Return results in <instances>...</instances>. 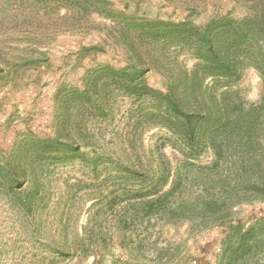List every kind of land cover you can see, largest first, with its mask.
<instances>
[{
  "label": "trees",
  "instance_id": "1",
  "mask_svg": "<svg viewBox=\"0 0 264 264\" xmlns=\"http://www.w3.org/2000/svg\"><path fill=\"white\" fill-rule=\"evenodd\" d=\"M164 1L189 16L209 0ZM235 1L246 7V16L213 17L198 26L184 19L147 20L117 9L110 0H0V62L10 58L22 61L25 70L43 67L47 62L40 49L44 43L58 34L78 35L93 29L106 31L126 57L121 68L101 63L88 69L81 88L61 86L55 92L53 137L24 136L8 153L0 150V198L29 221L45 215L59 165L79 162L90 169L93 181L103 177L105 212L114 231H88L75 236L71 245L53 244L51 263L66 259L72 250L88 257L98 242L106 243L113 235L123 234L122 243L131 241L128 233L141 234L139 228L146 220L170 218L187 205L201 207L203 213L212 206L218 210L223 206L226 213L231 209L233 204H221L216 196L202 201L196 197L176 208L172 204L184 193L187 172L204 149L213 152L209 168L215 172L220 168L222 141L217 136L227 140L235 127L239 135L252 129L229 118L221 102L236 94L232 87L247 68L255 69L264 82V0ZM183 52L193 61L190 67L179 60ZM150 70L164 78L165 92L147 84L145 75ZM214 89H222L223 101L216 100ZM148 129L161 133L144 150L143 135ZM168 145L182 156L175 171L164 152ZM85 186L82 180L67 183L68 197ZM244 189L248 198L264 197L263 182ZM126 208L132 210L130 216L121 214ZM39 222L36 232L44 230ZM230 229L225 264H240L241 259V264H247L253 229L242 231L240 224Z\"/></svg>",
  "mask_w": 264,
  "mask_h": 264
},
{
  "label": "rangeland",
  "instance_id": "2",
  "mask_svg": "<svg viewBox=\"0 0 264 264\" xmlns=\"http://www.w3.org/2000/svg\"><path fill=\"white\" fill-rule=\"evenodd\" d=\"M110 1L117 9L147 20L182 22L184 19L198 26L213 17L228 15L240 19L248 14L246 7L235 0H209L202 10L189 16L164 0ZM94 18L98 23H105ZM91 45L98 50H83ZM40 49L46 53L47 62L34 70H25L26 65L17 59L0 62V150L5 153L24 136H54V95L61 86L81 88L85 73L91 67L107 63L121 68L126 60L123 50L104 30L58 34ZM187 56L183 52L179 60L190 67L193 61ZM145 80L150 87L165 92L166 81L159 73L150 70ZM207 82L213 83L212 80ZM232 90L236 94H230L225 101L221 97L222 89L213 92L216 100L227 106L229 118L252 129L239 135L240 129L235 127L227 140L217 136V140L222 141L220 168L217 172L209 168L214 160L213 152L204 149L200 158L193 161L195 166L191 172H187L184 193L172 204L176 208L196 197L202 201L216 196L221 204L222 201L233 204L228 213L221 205L219 210L212 206L209 213H203L205 210L201 207L191 209L187 205L181 211L175 210L170 218L146 220L147 224L139 228L146 234L128 233L131 241L122 243L123 234L113 235L112 240L104 235L106 243L98 242L90 256L81 257L72 250L66 259L51 263L49 249H53V244L71 245L75 236H84L88 231L101 234L114 231L113 221L105 212L107 190L101 185L103 177L93 181L90 169L79 162L59 165L54 170L57 180L49 187L52 189L47 200L49 206L40 222L23 218L7 199L0 198V264H225V250L230 247L229 231L237 224L242 231L253 229L254 242L250 245L251 254L246 257L247 264H264V197L252 199L244 193V188L251 183H264V109L260 111L264 105V82L255 69L247 68ZM160 133L151 129L144 133V150L151 148ZM164 152L175 171L182 156L169 145ZM146 158L143 163L147 162ZM74 180H82L87 187L75 194L73 190L74 195L69 198L66 184ZM131 212L126 208L121 214L130 216ZM38 222L44 226L41 232L35 231ZM233 241L235 245V238ZM240 250H244L243 246Z\"/></svg>",
  "mask_w": 264,
  "mask_h": 264
}]
</instances>
